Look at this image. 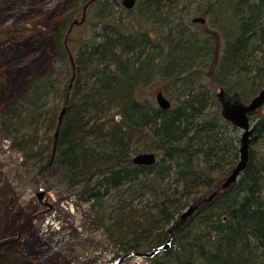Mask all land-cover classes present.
Instances as JSON below:
<instances>
[{"label":"trees","instance_id":"obj_1","mask_svg":"<svg viewBox=\"0 0 264 264\" xmlns=\"http://www.w3.org/2000/svg\"><path fill=\"white\" fill-rule=\"evenodd\" d=\"M87 1L53 24L57 66L4 106L0 136L41 182L60 170L119 258L163 245L177 214L237 162L238 128L214 91L236 90L245 102L264 86V0H136L130 9L93 0V20L74 24ZM197 13L205 22L191 21ZM159 88L168 109L155 101ZM250 119L258 148L250 145L244 170L149 262L264 264V113ZM148 151L154 163L132 161Z\"/></svg>","mask_w":264,"mask_h":264},{"label":"rangeland","instance_id":"obj_2","mask_svg":"<svg viewBox=\"0 0 264 264\" xmlns=\"http://www.w3.org/2000/svg\"><path fill=\"white\" fill-rule=\"evenodd\" d=\"M73 1L0 0V111L35 77L56 68L53 24ZM88 10L86 25L93 20ZM254 141L250 145L257 149ZM14 151L3 155L0 148V264H113L115 247L93 220L88 203L68 193L60 170L55 168L43 183ZM121 264L152 263L131 255Z\"/></svg>","mask_w":264,"mask_h":264},{"label":"water","instance_id":"obj_3","mask_svg":"<svg viewBox=\"0 0 264 264\" xmlns=\"http://www.w3.org/2000/svg\"><path fill=\"white\" fill-rule=\"evenodd\" d=\"M93 0H88L86 4H84L82 11V18L80 20L73 19V23H80L84 19V15L86 13L87 6L92 2ZM136 0H121L120 3L124 8L130 9L134 4ZM192 22H205V17L201 15L197 16H191ZM71 59V66H72V75H71V81L73 79V73H74V63L72 60V55L69 52L68 54ZM215 96L217 98L218 104H220L219 113L222 116L223 119H226L232 126H236L241 132L238 135L239 136V143H238V159L237 162L234 164V166L230 169L231 171L226 175V177L221 180L219 184L216 185V187L202 196L200 199H198L196 202L189 204L182 210L180 213L177 214V217L173 220L172 223L167 227V232L169 236L166 238L167 240L163 243V245L159 247L152 248L151 251L146 252H137V251H130L128 253H123L120 255L119 258L115 260L113 264H121V262L131 256H143V257H151L153 254L159 250H163L167 248L173 239L174 236V230L184 222V220L195 211V209L201 207L204 205L205 202L210 201L216 194L223 189L227 188L229 184L234 182L237 179V176L244 170L248 163V155H249V149L250 144L253 140V131H254V125L251 124L250 115L257 111V109H261L262 113H264V86L259 88L255 95H253L249 100H246L245 102L241 99L239 92L236 90L229 92L226 89L222 88L221 86H218L216 90L214 91ZM155 101L159 105V107H162L163 109H168L170 107V100L166 98L165 95H163L161 89H157V91L154 94ZM67 103V101H66ZM62 108L60 114H59V123L62 121L65 106ZM58 131L54 133V141H53V152L56 147V139H57ZM155 155L152 151L148 152H138L137 154L133 155L132 161L136 164H145L149 165L154 163ZM37 196L39 200H41L43 196V192L39 191L37 193ZM47 205V204H46Z\"/></svg>","mask_w":264,"mask_h":264},{"label":"built area","instance_id":"obj_4","mask_svg":"<svg viewBox=\"0 0 264 264\" xmlns=\"http://www.w3.org/2000/svg\"><path fill=\"white\" fill-rule=\"evenodd\" d=\"M3 146V149H4V153H3V155H8V154H10L11 153V148H10V142L8 141V140H3V142L1 143V145H0V148ZM17 155H18V157L19 158H21V156H20V154H16V157H17Z\"/></svg>","mask_w":264,"mask_h":264}]
</instances>
